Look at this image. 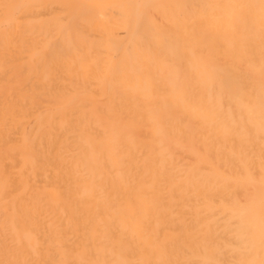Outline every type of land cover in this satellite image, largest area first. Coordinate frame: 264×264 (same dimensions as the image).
Here are the masks:
<instances>
[{
	"label": "rangeland",
	"instance_id": "1",
	"mask_svg": "<svg viewBox=\"0 0 264 264\" xmlns=\"http://www.w3.org/2000/svg\"><path fill=\"white\" fill-rule=\"evenodd\" d=\"M0 264H264V0H0Z\"/></svg>",
	"mask_w": 264,
	"mask_h": 264
},
{
	"label": "bare ground",
	"instance_id": "2",
	"mask_svg": "<svg viewBox=\"0 0 264 264\" xmlns=\"http://www.w3.org/2000/svg\"><path fill=\"white\" fill-rule=\"evenodd\" d=\"M235 77H236L235 82L241 83V85H243L245 87L248 86L252 82V78H250L251 76L249 74L241 75V73L239 72L238 75H235ZM234 85H237V84H234ZM140 133H141V131H140Z\"/></svg>",
	"mask_w": 264,
	"mask_h": 264
}]
</instances>
